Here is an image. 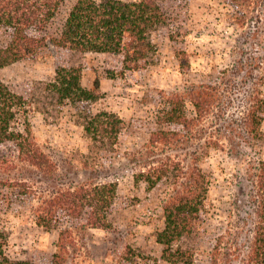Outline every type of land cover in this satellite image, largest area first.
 Wrapping results in <instances>:
<instances>
[{"label":"rangeland","instance_id":"rangeland-1","mask_svg":"<svg viewBox=\"0 0 264 264\" xmlns=\"http://www.w3.org/2000/svg\"><path fill=\"white\" fill-rule=\"evenodd\" d=\"M74 1H62L49 32L61 28ZM165 5L171 23L153 34L156 50L142 69L121 74L118 55L59 50L49 42L37 55L0 68V80L25 101L12 129L22 131L27 123L31 139L55 165L52 174L41 173L17 159L12 143L0 146L13 162L10 170L0 169V176L24 177L37 189L35 198L0 210V230L7 234L3 250L10 258L57 249L59 230L65 225L45 231L35 224L30 207L38 204V196L58 186L113 182L118 197L108 210V226L73 223L65 264H252L249 245L256 208L252 194L259 161H264V121L260 131L244 122L253 109L252 96L259 97L261 87L251 81L249 67L238 61L264 56V17L260 22L258 7L251 4L246 17L235 14L243 20L237 22L224 0H166ZM5 38L0 30V42ZM58 65L79 67L86 88L99 80L100 96L91 107L121 118L118 152L101 159L99 152L89 151L79 111L46 87ZM192 90L209 94L201 117L190 99ZM168 99L178 101L185 123L163 122L161 110ZM161 129L176 132V139L155 140ZM169 159L185 168L201 166L210 175L195 232L173 243L174 249L185 252L177 263L161 257L163 245L156 240L164 226L161 205L171 191L169 180L155 187L136 180L140 171ZM187 254L191 262L186 261Z\"/></svg>","mask_w":264,"mask_h":264},{"label":"trees","instance_id":"trees-1","mask_svg":"<svg viewBox=\"0 0 264 264\" xmlns=\"http://www.w3.org/2000/svg\"><path fill=\"white\" fill-rule=\"evenodd\" d=\"M63 0H0V30L5 38L0 42V68L18 59L37 55L48 42L57 49L79 52H103L118 55L122 66L120 73L139 70L149 64L156 50L153 34L171 23L166 0H75L67 12L61 28L49 32L51 23L60 10ZM232 9L231 17L248 15L253 4L258 7L257 18L264 17V0H224ZM243 8L246 11L240 13ZM173 40L174 36L170 34ZM181 60V59H180ZM248 66V76L254 85L261 87L260 96L253 97L254 105L244 118L252 130H259L264 121V56L239 60ZM184 65V62H180ZM254 70H260L253 74ZM256 75V76H254ZM79 67L58 65L53 81L46 87L53 91L59 101L67 100L79 111L80 125L89 141V151L99 152L102 159L108 152L116 153L122 146L123 122L115 113L107 110L93 111L91 104L100 96L99 80L92 88L82 86ZM190 99L198 117L208 109L207 91L190 92ZM25 106L23 97L14 93L0 80V146L12 143L17 147V159L35 166L41 173L52 174L55 165L31 139L26 123L24 129H12L11 123L19 109ZM161 111L163 122L185 123V112L178 101L166 100ZM155 140L176 139V132L161 129ZM97 154V153H96ZM13 162L0 150V169L10 170ZM256 191L252 194L256 202L255 222L251 229L250 263L264 264V161H259ZM209 171L201 166L183 167L178 161L165 160L140 171L136 180L144 179L150 187L163 179L169 180L171 191H167L161 205L164 226L156 232L157 242L163 245L161 257L177 263L184 251L173 248V243L183 236L195 232L196 222L204 209L209 185ZM42 191V190H41ZM43 192V191H42ZM37 189L24 177L0 176V210L20 205L26 198L33 199ZM116 185L113 182L83 183L77 187L58 186L50 194L38 196V204L30 211L38 227L45 231L60 227L56 251L26 259H12L3 250L7 240L5 231L0 230V264H65L67 239L73 223L82 226H108L109 209L116 204ZM239 248H237V251ZM186 261L191 262L187 254Z\"/></svg>","mask_w":264,"mask_h":264}]
</instances>
